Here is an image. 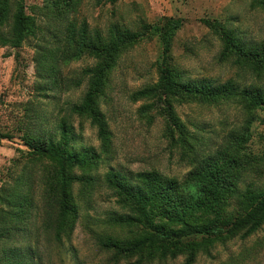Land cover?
<instances>
[{
    "label": "trees",
    "instance_id": "16d2710c",
    "mask_svg": "<svg viewBox=\"0 0 264 264\" xmlns=\"http://www.w3.org/2000/svg\"><path fill=\"white\" fill-rule=\"evenodd\" d=\"M11 1L0 0V47L17 50L29 40L35 41L32 60L36 76L40 82L51 78L50 85L36 84L40 96L45 98L56 84L67 90L78 87L84 79L86 89L78 103L56 106L51 132L44 128L47 119H40L38 114L23 118L21 141L26 152L18 151L23 162L13 159L12 165L19 171L0 185V240L24 227L35 208L34 201L41 202L44 227L54 239L68 236L77 218L76 201H88L98 184L109 191L119 210L106 217V224L126 229V235L105 236L99 245L115 258L127 260L124 264H151L178 256L184 258L182 264H194L196 256H208L213 245L236 236L244 239L261 228L264 190L245 181L253 159L245 151V138L233 136L221 149L196 155L198 142L178 120L172 105L175 100L208 104L239 96L245 110L258 109L264 114V87L239 89L230 80L222 84L206 79L184 81L167 64L170 40L165 39L157 83L132 92L130 99L148 102L141 112L157 109L165 116V137L172 141L176 135V145L191 169L181 179L155 170L124 175L109 168L102 175H91L88 171L111 154L110 133L99 99L104 96L117 58L137 36L115 24L104 34L89 31L84 22L76 26L69 14L76 10L78 0H60V9L54 13L61 16V25L44 39L34 17L24 13L21 0ZM252 2L264 9V0ZM203 24L222 40L221 58L234 54L251 66L257 78L264 74V41L246 42L224 24ZM83 55L93 58L94 65L84 69L79 78L59 80L58 66ZM72 116L88 121L95 130L99 153L92 147L76 145L78 136L69 122Z\"/></svg>",
    "mask_w": 264,
    "mask_h": 264
},
{
    "label": "rangeland",
    "instance_id": "374dc122",
    "mask_svg": "<svg viewBox=\"0 0 264 264\" xmlns=\"http://www.w3.org/2000/svg\"><path fill=\"white\" fill-rule=\"evenodd\" d=\"M10 4L12 3L9 0ZM24 13L33 16L44 39L60 27V0H21ZM76 26L84 22L89 31L105 33L108 26H122L136 34V41L119 55L109 73L108 86L99 99L110 133L111 154L88 171L102 175L109 168L124 175L155 170L168 177L181 179L191 168L181 155V148L165 137L166 120L157 109L141 112L146 100L132 101L130 94L158 81L163 42L170 40L167 64L181 79H206L216 84L230 80L239 89L264 87V74L257 78L251 66L234 54L221 58L222 40L210 31L204 21L224 24L246 42L264 41V9L252 0H78L70 13ZM53 32V31H52ZM34 40L17 50L0 47V185L18 173L12 160L18 151L26 152L21 135L25 115L38 114L47 119L44 126L51 132L56 110L66 103H78L86 89V79L67 90L59 84L40 96L33 63ZM95 61L83 55L58 66V79L79 78ZM47 75V74H44ZM50 79L40 82L50 85ZM58 81V80H57ZM57 106V109H56ZM172 108L186 130L196 138V155L213 153L234 137H244L245 151L252 154L245 174L246 182L264 190V114L258 109L247 111L239 96L214 103L176 101ZM157 112V113H156ZM77 146L92 147L99 153V143L88 121L72 116ZM79 128V129H78ZM35 168L32 169V172ZM79 174V172H76ZM78 185H74V194ZM88 201H76L77 218L68 236L59 241L44 227L42 204L34 201L24 227L0 240V264H124L111 251L99 245L105 236L122 237L126 229L106 224V217L119 211L109 191L98 184ZM264 224L254 234L215 244L208 256L198 254L194 264H264ZM178 256L151 264H182Z\"/></svg>",
    "mask_w": 264,
    "mask_h": 264
}]
</instances>
